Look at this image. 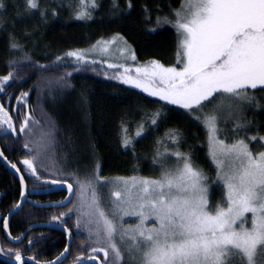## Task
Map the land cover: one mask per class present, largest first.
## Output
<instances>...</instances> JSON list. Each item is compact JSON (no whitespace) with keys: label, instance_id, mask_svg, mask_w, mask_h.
<instances>
[{"label":"snow or ice","instance_id":"snow-or-ice-1","mask_svg":"<svg viewBox=\"0 0 264 264\" xmlns=\"http://www.w3.org/2000/svg\"><path fill=\"white\" fill-rule=\"evenodd\" d=\"M19 2L23 11L17 10L11 25L0 12V29L11 26L9 49L23 52L24 46L15 35V23L27 24L37 15L44 21L49 15L55 17L58 13L55 10L49 13L46 6L42 9L39 0ZM9 7L18 6L10 0H0V10L6 12ZM69 7L75 8L76 19H91V12L87 9H95L99 4L96 0H79L78 5ZM127 7L132 8L131 0H128ZM112 8L113 11L119 8L116 0H113ZM173 15L174 21L157 17V24L168 23L175 27L179 37L177 63L180 66L165 67L153 60L147 66L137 67L135 78L130 75L117 78L123 83L134 84L153 97L179 105L190 115L195 113L194 119L200 121L206 130L208 155L215 165L216 182L222 184L220 203L213 205L210 201L211 178L195 165L190 153L179 150L183 141L179 129H170L166 133L174 150L169 151L165 147L161 152L160 146L164 141L156 142L153 164H159L161 168L158 178L130 177L110 181L99 176L100 164L97 161L93 175L75 178V188L68 183L69 177L62 170L50 174L54 179L41 180L37 160L47 151L52 132L42 133L32 148L26 142L24 148L35 152V155L23 159L21 163L39 181L34 188L67 185L69 196L46 206L64 207L65 201L70 202L73 192H78L79 203L67 212L53 214L49 223L64 225L65 219L75 211L74 227L77 230L81 226L87 229L88 239L99 246L90 248L89 258L102 252L104 264H107L110 253L112 264H264V151L254 152L251 147L252 142H257L264 149V135H260L257 128V134L234 138L232 143H227V136L220 139L223 130L219 127V113L226 107L224 99L234 102L227 105L228 119L235 121L230 130L234 136L247 133L253 126V122L243 114L244 106L261 107L257 97L249 94V89L264 91V0H183L181 9L173 10ZM31 35L33 33H24L26 37ZM120 40L122 38L117 35L104 42L100 51L108 52V45ZM96 47L94 45L93 49ZM119 51L123 54L125 48ZM135 59L133 54L132 60ZM22 60L33 68H48L34 61L27 52ZM56 61L87 65L89 52L70 50L56 56ZM19 63L13 60L9 65ZM124 71L127 73L130 69L124 68ZM13 77L14 71L0 77V92L9 86ZM27 96L25 92L17 99L23 100ZM217 96L221 100L213 105L210 112H203ZM160 117L159 111L153 113L151 125L156 126ZM30 123L39 122L33 120L29 112L19 125V133L30 132ZM5 125V134L17 132L11 115L0 104V127ZM121 131L122 146L134 149L135 138L144 134V124L138 125L135 137L128 135V128L123 124ZM0 157H3V151H0ZM169 157L175 158V166L167 164ZM11 166L20 171L15 164ZM19 179L23 186L24 176L20 175ZM107 184L116 187L110 195L112 215L119 219V225L109 219L100 207L99 189ZM20 196L21 202L13 205L17 210L22 208L25 191L22 190ZM11 212L12 209H9ZM125 216L138 217V223L125 227ZM150 219L153 225L148 227L146 222ZM0 220L3 221V228L8 230L9 217H0ZM64 231L71 238L72 232L66 225ZM118 231L120 241L125 243L123 249L116 243ZM23 235L11 239L19 242ZM28 243L32 245L33 239L29 238ZM4 251L0 247V253ZM68 251L66 246L60 257ZM5 254H14L15 261L25 264L19 250L13 253L9 249ZM60 257L45 264H62ZM31 259L35 264H41L35 257ZM81 259L77 256L76 264H80Z\"/></svg>","mask_w":264,"mask_h":264},{"label":"trees","instance_id":"trees-1","mask_svg":"<svg viewBox=\"0 0 264 264\" xmlns=\"http://www.w3.org/2000/svg\"><path fill=\"white\" fill-rule=\"evenodd\" d=\"M39 2L42 9L46 6L49 13L55 10L58 15H49L44 21L37 15L27 24L15 23V35L24 46L23 52L9 49L12 27L0 29V77L14 71L13 80L0 92V104L11 115L17 128L16 133L5 134V127H0V147L5 158L20 169L28 189L34 190V185L39 184V181L21 163L23 159L35 155V152L25 149L24 144L28 142L29 148H32L42 133L52 132V136L47 151L37 160L41 180L54 179L50 174L62 170L69 177L68 182L75 185L77 176L83 179L93 175L97 161L100 164L99 176L105 179L137 175L159 177L161 168L159 164H153L156 142L164 141L160 146L161 152L165 147L169 151L174 150L166 133L170 129H179L183 137L179 150L190 153L195 165L211 178L210 201L213 205L220 203L222 184L216 182V169L208 155L206 130L200 121L194 119L195 113L190 115L179 105H172L158 96L153 97L134 84L123 83L117 78L126 75L135 78V69L147 66L153 60L165 67L180 66L177 63V32L168 23L157 24V17H167L174 21L173 10H178L183 0H131V9L127 7L128 0H116L119 8L115 11L112 8L113 0H96L99 7L87 9L91 12V19L75 18V8L69 5H78L79 0ZM10 3H16L18 7H9L6 12L0 10L9 25L17 10L23 11L19 0H10ZM25 32L33 35L26 37ZM117 35L131 48L135 61L106 63L90 53L87 65L56 61V56L67 51L88 52L99 41ZM25 52L34 61L47 65V70L29 66L28 62L22 60ZM13 60L20 63L10 67L9 62ZM92 60L96 63H91ZM124 68L130 71L125 73ZM25 92L28 96L18 101L17 98ZM249 94L257 97L261 107L244 106L243 114L253 122V126L247 133L241 132L238 136L230 131L235 121L228 119L227 111V105L234 102L224 99L226 107L219 113V127L223 130L220 139L227 136V143H232L234 138L255 135L257 128L259 134L264 135V91L249 89ZM220 100L221 97L217 96L203 112H210ZM157 111L161 117L158 124L152 126L151 116ZM29 112L33 120L39 123H30V132L19 133V125ZM141 123L144 124V134L135 138L134 149H125L121 144L122 124L128 128V135L135 137ZM251 147L254 152L264 150L257 142H252ZM166 162L169 166L177 163L173 157H169ZM0 193V213L4 215L18 203L21 188L1 162ZM46 213V210L25 204L9 222L10 235L18 236L33 221L45 219ZM65 222L67 225L75 223L74 215L66 218ZM38 231H31L27 239L49 238L35 234ZM0 239L4 240L1 234ZM54 239L57 242L53 244H32L30 250L25 244L10 246L17 250L23 248L27 255H33L35 260L44 262L55 258L64 246L63 234L56 235ZM75 239L86 237L76 236Z\"/></svg>","mask_w":264,"mask_h":264},{"label":"flooded vegetation","instance_id":"flooded-vegetation-1","mask_svg":"<svg viewBox=\"0 0 264 264\" xmlns=\"http://www.w3.org/2000/svg\"><path fill=\"white\" fill-rule=\"evenodd\" d=\"M51 187H53V185H51V186H43V187H36V188H34V190L35 191L36 190H47V189H51ZM31 191H33V190H31ZM31 191L28 189V186H27V194H26L23 206L25 204H30L32 207H34L36 209L46 210L47 211V213L45 214L46 218L42 219V220L33 221L18 236H20L31 225H34V224H37V223H49L51 221V217H52L53 214H57V212H58V214L63 212V210H64L63 208L69 207L70 204L73 202L74 193H73L72 200L70 201V203L68 205H66L64 207H48V206H46L44 204H49V203H55V202H58V201H62L66 197L67 193L65 191H63V190L52 191V192H47V193H32ZM1 196H2V193H0V197ZM35 202H38V203H35ZM41 205H43V206H41ZM23 206H22V208H23ZM31 212L32 211H30L29 213H31ZM7 213L4 214V215L0 213V217H5L7 215ZM50 213H52V215H50ZM15 215H13L11 217V219ZM49 215H50V218H49ZM10 220H9V222H10ZM53 224H55V226H58V227H64L66 225L72 232V236H71L72 239H71V243H70V246H69V251L66 253V256L63 258L62 264H76L77 256H81L82 257L80 264H90V263H87V261L89 259H91V258H89L90 248L91 247H99V246L91 243V241L88 239L87 231L85 229H82V228L77 230L74 227L75 223H73L72 225H70V224L67 225L66 222H65L64 225H61L59 222H53ZM34 230H39L35 234H39V236H45V237H49V238L36 239V240H34L32 238L33 241H34L33 244H35V243L37 244L38 242H40L42 244H53V243L57 242V240H55L54 237H56V235L58 236V234H63L65 242H64V246L62 247V250L59 252V254L61 252H63V250L65 249V246L67 244V233L66 232L58 230V229H55V228H51V227H35V228H32V229L28 230L27 233L24 235L23 239L20 242L13 243V242H10L9 240L6 239L5 233H4V228H3V221L0 220V232H1L0 234L4 237V240L0 241V247H3L4 250H5L4 252L0 253V262H2L3 264H19L20 262L15 261V255L14 254L6 255L5 253H7L9 249H11L13 253L17 250L15 248L11 247L10 244L11 245H19V246H22V244H25L26 248L28 250H30L32 245H29V243H28L29 239H27V236L30 234L31 231H34ZM7 231L9 233V230H7ZM47 232H50V234H47ZM76 236H78V237L79 236H85L86 239H82V240L81 239H75ZM11 237H16V236H11ZM121 248L123 249L124 247L122 246ZM35 249H38V248L35 247ZM18 250L22 253L23 257L25 258V264H33V263L29 262L28 260L35 262L34 260L31 259L33 257V255L32 256L29 255V254L27 255L26 254L27 251L23 250V248H20ZM109 256L110 257H108L107 264H112L113 257L111 256V253H110ZM55 258H53L51 260H48V261H44V262L40 261V262L41 263L51 262ZM92 258L99 259L101 264H104V262H105V257H104V254L102 252L97 253ZM125 259H127V257H125Z\"/></svg>","mask_w":264,"mask_h":264},{"label":"rangeland","instance_id":"rangeland-1","mask_svg":"<svg viewBox=\"0 0 264 264\" xmlns=\"http://www.w3.org/2000/svg\"><path fill=\"white\" fill-rule=\"evenodd\" d=\"M181 9V6L178 10ZM175 20V19H174ZM171 25L174 29L175 27L173 26V24H169ZM176 30V29H175ZM177 32V31H176ZM114 37L116 36H112L108 39L99 41L100 44H95L97 47L95 49H93V46L88 50V52L92 55H94L96 58L98 59H102L104 60L106 63H109L111 61H132V51L131 48L128 46L127 43H125V41L122 39L120 41H118L115 44H109L108 48L109 51L108 52H101L100 48L103 46L104 42L110 41L112 40ZM120 37V36H119ZM125 48V51L123 54H121V52L119 51L120 48ZM130 49V51H129ZM6 128V125L3 126ZM264 151V150H263ZM211 159V158H210ZM212 161V160H211ZM213 163V161H212ZM214 165V163H213ZM215 167V165H214ZM91 176V175H90ZM130 177H150L147 175H137V176H129V177H117V178H108V180L110 181H116L118 179H123V178H130ZM150 178H158V177H150ZM71 183V182H70ZM75 188V185H73ZM116 190V187L114 184H107L102 186L99 189V195H100V207L102 210L105 211V213L108 215L109 219H112L117 225H119L120 221L117 217H113L112 215V206H111V200L112 197L110 195L111 191ZM79 203L78 200V192L75 191L74 192V197H73V202L70 204L69 207L65 208L63 210V212H67L69 208H74V206H76ZM75 217V222H76V213L75 211L72 213ZM138 223V217L136 216H125L123 218V224L125 227H129V226H134ZM148 227H151L153 225V221L150 219L149 221L146 222ZM82 229H85L83 226H81ZM87 231V229H85ZM88 233V232H87ZM116 243L120 246V247H125V243L121 242L119 239V231L117 232V237H116ZM110 257V256H109Z\"/></svg>","mask_w":264,"mask_h":264},{"label":"water","instance_id":"water-1","mask_svg":"<svg viewBox=\"0 0 264 264\" xmlns=\"http://www.w3.org/2000/svg\"><path fill=\"white\" fill-rule=\"evenodd\" d=\"M0 151L1 150V147H0ZM0 162L1 164L12 174V176L19 182L20 184V187H21V191H25V193L27 194V184H26V181L24 179V185L22 186L21 183H20V175H22L20 172H17L16 169L12 168V164L5 158L4 154H3V157H0ZM69 183V182H68ZM60 190H63L67 193L66 197L69 196V192L67 191V185L66 184H57V185H53V187H51V189H47V190H33L31 191L32 193H47V192H52V191H60ZM74 193V192H73ZM72 197H73V194L71 195L70 197V201L72 200ZM65 200V198L63 199ZM25 199L23 200V203H24ZM21 202V196H20V199L18 201V203ZM23 203H22V206H23ZM56 203V202H55ZM70 202L69 201H65V206L68 205ZM50 204V203H49ZM49 204H44V205H49ZM54 204V203H53ZM43 206V205H41ZM20 210V209H19ZM19 210L15 209V208H12V212L11 214L8 212L7 215L5 217H9V220L11 219V217L13 215H15ZM35 227H51V228H55V229H58V230H61V231H64V227H58V226H55V224L53 223H37V224H34V225H31L29 226L24 232L23 234L25 235L27 233L28 230L32 229V228H35ZM65 232V231H64ZM4 233H5V237L7 240H9L10 242H13V243H17L18 241H15L13 239H11V236L8 235V231L4 229ZM24 235L22 236L21 240L23 239ZM71 238H69L68 234H67V244L66 246L69 248L70 246V243H71ZM20 240V241H21ZM19 241V242H20ZM65 246V247H66ZM64 252V250H63ZM62 253V252H61ZM60 253V254H61ZM60 254L57 256V257H60ZM66 256V253L63 257H60L61 258V261L63 260V258ZM57 257L53 260L55 261L57 259ZM29 262L35 264V262L33 261H30L28 260ZM52 262V261H51ZM87 263H90V264H101L100 260L97 259V258H91L87 261ZM20 264V263H19ZM41 264H45V263H41Z\"/></svg>","mask_w":264,"mask_h":264}]
</instances>
